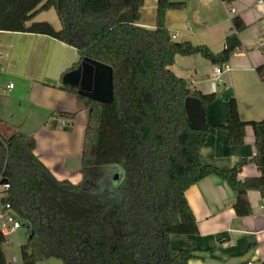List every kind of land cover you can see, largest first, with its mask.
Segmentation results:
<instances>
[{
  "label": "trees",
  "instance_id": "16d2710c",
  "mask_svg": "<svg viewBox=\"0 0 264 264\" xmlns=\"http://www.w3.org/2000/svg\"><path fill=\"white\" fill-rule=\"evenodd\" d=\"M143 2L0 0V29L45 33L74 46L79 60L69 69L85 56L113 68L111 103L80 95L76 86L61 80V87L76 93L89 110L83 177L77 183L58 179L35 155V138L8 130L0 119V178L10 185L5 199L28 228L27 242L20 247L22 264L53 257L63 264H189L193 253L171 247L169 236L197 233L185 197L190 185L218 175L236 192L233 208L238 216L251 212L249 189L264 196V118L243 120L236 98L230 97L224 123L190 128L185 98L196 96L205 108L217 94L191 88L170 68L178 54L198 53L213 64L228 62L246 23L233 16L223 48L214 51L207 44L172 37L166 11L183 7V1L157 0L153 28L137 24ZM49 8L55 10L59 28L33 19ZM255 70L264 80V61ZM246 124L253 128L256 150L251 160L259 175L239 178L243 162L220 168L200 161L199 146L208 134L222 128L229 145L242 144ZM5 242L0 231V264H13L5 256Z\"/></svg>",
  "mask_w": 264,
  "mask_h": 264
},
{
  "label": "crops",
  "instance_id": "0c3cea01",
  "mask_svg": "<svg viewBox=\"0 0 264 264\" xmlns=\"http://www.w3.org/2000/svg\"><path fill=\"white\" fill-rule=\"evenodd\" d=\"M172 1L184 2L181 8L167 9L165 15L175 40L203 43L219 51L232 17L239 15L246 23L239 32L241 44L228 60L230 68L221 73L214 89L213 63L202 55L178 54L170 66L191 88L216 92L205 106L208 126L226 121L230 97L236 98L243 120L263 119L264 80L255 68L264 61V0ZM156 4L157 0H144L137 24L155 27ZM45 13L48 16H42ZM33 19L48 20L56 28L61 25L53 8ZM78 60L74 46L48 34L0 29V119L8 130L31 134L35 155L58 179L73 183L83 177L81 153L89 110L76 93L61 87V75ZM68 115L69 128H65L59 119ZM52 120L57 124L51 125ZM226 139L222 128L208 134L199 146L200 161L220 168L243 162L239 178L259 175L251 160L256 150L252 126L246 124L242 144L229 145ZM247 196L251 212L238 216L233 208L236 192L218 175L209 174L190 185L185 197L195 215L197 233L171 234L170 246L190 250L194 257L189 264H264V196L256 189H249Z\"/></svg>",
  "mask_w": 264,
  "mask_h": 264
},
{
  "label": "water",
  "instance_id": "95a60500",
  "mask_svg": "<svg viewBox=\"0 0 264 264\" xmlns=\"http://www.w3.org/2000/svg\"><path fill=\"white\" fill-rule=\"evenodd\" d=\"M62 82L77 87V93L85 97L111 103L114 100L113 68L111 65L83 57L79 64L65 71ZM188 125L195 130H204L208 127L205 120V108L196 96H187L184 100ZM5 177L1 182L6 181Z\"/></svg>",
  "mask_w": 264,
  "mask_h": 264
},
{
  "label": "built area",
  "instance_id": "2783aa9c",
  "mask_svg": "<svg viewBox=\"0 0 264 264\" xmlns=\"http://www.w3.org/2000/svg\"><path fill=\"white\" fill-rule=\"evenodd\" d=\"M229 68L230 66L228 62H224L221 64L215 63L212 65L210 79L213 89L215 88L216 84H218L221 80V73ZM12 85V82L8 84L9 87H12ZM59 121L62 124L69 123V119L67 117H61ZM9 186V182L7 180L3 182L0 181V231L5 237L11 236L20 226L23 225L21 220L17 217L11 202L5 199L8 194ZM10 261L13 264H16V256H13Z\"/></svg>",
  "mask_w": 264,
  "mask_h": 264
},
{
  "label": "rangeland",
  "instance_id": "374dc122",
  "mask_svg": "<svg viewBox=\"0 0 264 264\" xmlns=\"http://www.w3.org/2000/svg\"><path fill=\"white\" fill-rule=\"evenodd\" d=\"M45 14L42 16H48L47 13ZM39 20H43V19H39ZM27 237H28V228L25 225H22L15 231L14 234H12L9 237H6V242L3 245V250L6 256L9 258L16 256L17 264H22L20 247L27 242ZM38 264H63V262L60 259L53 257L45 261H41Z\"/></svg>",
  "mask_w": 264,
  "mask_h": 264
}]
</instances>
